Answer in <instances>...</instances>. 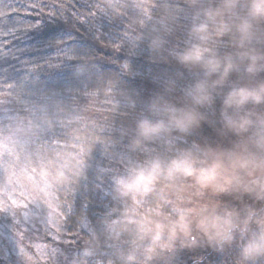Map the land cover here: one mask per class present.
I'll return each instance as SVG.
<instances>
[{
    "label": "trees",
    "instance_id": "16d2710c",
    "mask_svg": "<svg viewBox=\"0 0 264 264\" xmlns=\"http://www.w3.org/2000/svg\"><path fill=\"white\" fill-rule=\"evenodd\" d=\"M0 104L79 264H264V0H0Z\"/></svg>",
    "mask_w": 264,
    "mask_h": 264
},
{
    "label": "rangeland",
    "instance_id": "374dc122",
    "mask_svg": "<svg viewBox=\"0 0 264 264\" xmlns=\"http://www.w3.org/2000/svg\"><path fill=\"white\" fill-rule=\"evenodd\" d=\"M24 136L23 125L0 104V257L6 264H79L67 249L66 227L53 211L49 190L37 183L32 160L20 149ZM39 205L51 210V246L39 238Z\"/></svg>",
    "mask_w": 264,
    "mask_h": 264
},
{
    "label": "clouds",
    "instance_id": "9594fccd",
    "mask_svg": "<svg viewBox=\"0 0 264 264\" xmlns=\"http://www.w3.org/2000/svg\"><path fill=\"white\" fill-rule=\"evenodd\" d=\"M141 131H145V130L142 128Z\"/></svg>",
    "mask_w": 264,
    "mask_h": 264
}]
</instances>
